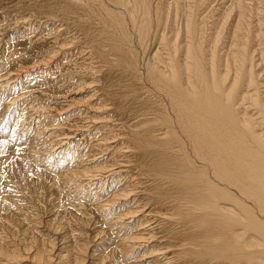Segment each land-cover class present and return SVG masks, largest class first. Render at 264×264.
Instances as JSON below:
<instances>
[{
	"label": "bare ground",
	"instance_id": "1",
	"mask_svg": "<svg viewBox=\"0 0 264 264\" xmlns=\"http://www.w3.org/2000/svg\"><path fill=\"white\" fill-rule=\"evenodd\" d=\"M0 16V264H264V0ZM46 211L61 238H38Z\"/></svg>",
	"mask_w": 264,
	"mask_h": 264
},
{
	"label": "rangeland",
	"instance_id": "2",
	"mask_svg": "<svg viewBox=\"0 0 264 264\" xmlns=\"http://www.w3.org/2000/svg\"><path fill=\"white\" fill-rule=\"evenodd\" d=\"M22 15V14H21ZM21 15L19 16V17H21ZM4 17V16H3ZM3 17H1L0 16V19L1 18H3ZM22 20V19H21ZM51 66H45V67H36V68H33V69H29V70H27V71H25V72H22V73H20V76H25V75H28V74H31L32 72H35V71H38V70H41L40 68H43V70H45V69H52V68H50ZM17 78V77H16ZM72 90L73 89H71L70 90V93L72 92ZM80 91H78V92H76V93H73V95H71L72 97H73V100L76 102L75 104H73L72 106H70V108H73V109H75V108H81V109H85V108H87V104H85L86 102H89L90 103V105H93V106H95V107H97V105L98 104H96L95 102H96V100L95 99H90L91 97H90V95H91V93L93 92L92 91V88L90 87V88H87V89H83V88H81V89H79ZM48 100V99H47ZM46 100V101H47ZM103 157H106V154H104V155H96L94 158L95 159H93L92 161H89L87 164L89 165V166H94V165H98V164H100V160L103 158ZM0 159H2L1 158V156H0ZM85 165H86V163H85ZM17 181H18V184H17V186H16V184H13V187L15 188V189H18V191L19 190H21V188L23 189V186H22V184H21V182H20V180H19V178L17 177ZM47 209H48V207H47ZM49 213H48V211H46V213L43 215V216H41V217H39V219H38V221L40 222L39 224H37L36 226H35V229L39 232L38 233V238H39V236L40 237H42L43 239H45L46 240V238H54V237H57V239H59V238H61V236H62V234H64L65 232L63 231V229L62 230H60L61 228H59L58 227V225L55 223V222H51V218L49 217V215H48ZM47 222H49V224L47 223ZM53 223V224H52ZM55 225V226H54ZM56 228H57V230H56ZM58 228H59V230H58ZM55 230V231H54ZM57 231H59V233H55V232H57ZM93 231V230H92ZM61 232H63V233H61ZM83 236V235H82ZM252 236H254V235H252ZM81 238V240H85L83 237H80ZM157 242V241H156ZM96 243H97V241H96ZM95 243V244H96ZM89 244H92L91 246L89 245V248H88V250L90 251V248H94L95 247V245H94V243L92 242V243H89ZM153 245V241H152V243H151V245L150 246H152ZM56 246L58 247L59 245L58 244H56ZM54 247L55 249L53 250L54 252L56 251V253H58V250H57V247ZM90 255H91V253H89ZM149 254V253H148ZM148 254H143V255H141L139 258H136V261L135 262H137L136 264H143V263H145L146 262V260H149L150 259V257H148ZM94 255V257H92V258H90L89 260H87V263L86 264H90V263H92V264H96L97 262L95 261V259H97L96 257V255L95 254H92V256ZM147 255V256H146ZM142 258V259H141ZM135 260V259H134ZM95 261V262H94ZM94 262V263H93ZM135 262H133V264L135 263ZM14 264H35V263H33V262H31V261H29L28 259H23V260H21V261H18V262H13Z\"/></svg>",
	"mask_w": 264,
	"mask_h": 264
}]
</instances>
